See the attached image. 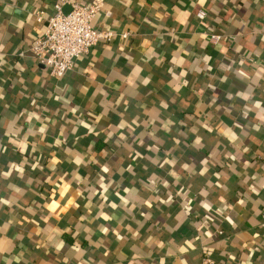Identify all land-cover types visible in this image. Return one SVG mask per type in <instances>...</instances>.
Returning <instances> with one entry per match:
<instances>
[{"label": "crops", "instance_id": "obj_1", "mask_svg": "<svg viewBox=\"0 0 264 264\" xmlns=\"http://www.w3.org/2000/svg\"><path fill=\"white\" fill-rule=\"evenodd\" d=\"M95 1L0 0V264H264V0H102L52 78L29 48Z\"/></svg>", "mask_w": 264, "mask_h": 264}, {"label": "built area", "instance_id": "obj_2", "mask_svg": "<svg viewBox=\"0 0 264 264\" xmlns=\"http://www.w3.org/2000/svg\"><path fill=\"white\" fill-rule=\"evenodd\" d=\"M65 2L54 5V11L46 21L45 31L38 36L29 48V54L36 62L47 69L48 74L54 79H60L70 71L74 61L86 55L89 50L99 42H109L115 34L111 31H100L92 27L94 17L100 12L103 5L102 0H96L90 4L70 3V11L62 12ZM206 13L199 11L196 17L204 19ZM36 21L43 20V12L37 11ZM127 33L121 34L123 39L127 38ZM218 36H211V40L216 42ZM20 56L24 54L19 53ZM203 264H214L209 255L203 258Z\"/></svg>", "mask_w": 264, "mask_h": 264}]
</instances>
